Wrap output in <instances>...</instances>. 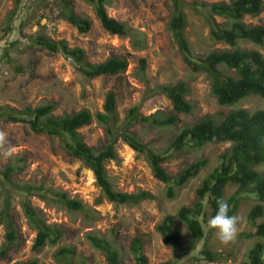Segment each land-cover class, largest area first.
<instances>
[{"label": "rangeland", "instance_id": "374dc122", "mask_svg": "<svg viewBox=\"0 0 264 264\" xmlns=\"http://www.w3.org/2000/svg\"><path fill=\"white\" fill-rule=\"evenodd\" d=\"M75 13L91 21L92 28L81 34L61 14V0H0V106L17 110L36 108L45 103H55V116L70 115L82 110L92 114L102 112L107 94L116 93L119 124H123L128 111L140 106L144 116L158 113L167 116L173 112L171 101L163 94L152 93L166 84L185 81L190 88L187 100L194 105L189 116H180L174 127L157 128L136 123L129 131L155 151L164 153L178 133L187 126L211 117L217 121L231 110L246 108L251 111L264 110V99L251 96L237 106L222 107L212 95V79L205 72L193 73L177 45L169 23L173 14L171 0H109L107 11L110 17L131 28L128 37L110 35L97 18L93 6L85 0H70ZM187 27L186 37L195 56L204 57L211 51L231 49L224 43H216L210 36L211 25L204 15L197 13L191 5L197 0H184ZM200 4L231 0H198ZM220 24L227 19L216 17ZM247 25H264V13L257 18L246 16ZM44 34L54 40L68 43L70 48H81L92 64L106 62L111 57L126 58L129 67L123 74L114 77L102 76L88 80L76 65L60 54L50 53L32 43V38ZM239 48H255L249 42H241ZM262 53H264L262 51ZM145 60V70L141 61ZM1 172L8 165L24 167L13 175L17 185L24 183L44 185L47 189L67 193L72 199L81 200L87 207L98 212L94 222L84 220L81 214H72L65 208L53 205L39 197H28L17 190L11 193V213L19 229L20 243L11 250L0 264H23L34 260L38 264H64L58 258L63 246L74 247L77 256L74 264H109L107 258L95 250L87 240L88 234L111 240L118 249L123 264H134L131 242L135 237L144 240V253L149 264H242L257 237H249L254 227L249 221L251 209L258 204L253 195L240 201L236 216L239 218L237 237L228 245L219 242L215 235L204 239L198 249L185 255L175 252L165 244L157 226L168 215L177 216L183 206H190L196 198V189L220 164L221 157L232 143H209L201 148L187 146L180 153H173L164 166L171 176H177L184 168L198 159L206 158L208 165L200 174L180 189L177 197H166V185L158 181L146 158L123 140L116 145L118 159L110 161L106 168L116 190L127 193L147 191L156 196L139 206H117L102 199L93 172L80 160L68 154L59 138L34 133L27 123H12L0 119ZM85 142L96 151L109 144V134L97 121L80 129ZM264 174V166L258 168ZM237 191L236 186L226 188V199ZM6 193L0 182V209ZM102 200L100 203L99 201ZM24 201L40 211L45 221L61 227L64 232L57 246L34 250L37 235L27 219ZM207 221L211 210L207 206ZM264 221L258 220V223ZM206 233L211 229L205 225ZM177 229L182 234L184 247L191 241L187 227L178 221ZM5 228L0 226V248L5 242ZM245 234L246 236H242ZM207 248L219 253L217 262H209L200 255ZM198 258L199 260H195Z\"/></svg>", "mask_w": 264, "mask_h": 264}, {"label": "trees", "instance_id": "16d2710c", "mask_svg": "<svg viewBox=\"0 0 264 264\" xmlns=\"http://www.w3.org/2000/svg\"><path fill=\"white\" fill-rule=\"evenodd\" d=\"M93 6L95 14L102 27L110 34L122 38L128 37L131 28L115 18L109 16L107 5L109 0H85ZM173 14L169 29L173 33L177 45L193 73L205 72L212 79V95L222 107H234L251 96L264 99V25H247L246 16L259 17L264 13V0H231L212 4L193 2L191 7L197 13L204 15L211 25L210 36L216 43H224L231 49L211 51L204 57L193 54L186 37L187 19L184 0H171ZM61 14L72 24L79 33L87 34L92 28L90 20L78 16L70 0H61ZM228 20L225 24L216 21V17ZM241 42L254 45L252 49L239 48ZM33 45L47 50L50 53L60 54L71 60L88 80L105 77H114L127 71L129 63L123 57H111L106 62L92 64L88 61L86 52L81 48H70L62 40H54L44 34L32 38ZM142 70H145V60L141 61ZM165 95L172 103L173 112L167 116L160 113L147 117L140 111V106L130 109L123 124H119L117 115L116 93L107 94L104 110L92 114L89 110L72 113L70 115L55 116V103H45L36 108L26 107L17 110L0 106V119L12 123H27L36 134H47L59 138L64 150L72 157L80 160L94 174L97 186L101 189L102 199L109 203L122 206H139L145 201H152L156 196L147 191L127 193L117 191L114 183L108 176L107 164L118 159L116 145L123 140L130 148L144 156L148 161L154 177L166 185V197L173 200L180 189L196 178L208 165V160L198 159L184 168L177 176H171L165 164L170 161L173 153H180L187 146L201 148L213 142L232 143V147L222 155L221 164L209 174L196 189V198L192 205L183 206L177 216L168 215L157 231L164 242L175 254H192L200 243L213 235L214 230L206 233L207 206L211 210V217L216 214L217 199H226V188L236 186L237 191L227 200L230 206L229 215L236 216L240 201L246 197L255 196L258 200L249 213V221L254 231L249 237L259 240L250 249L247 259L242 264H264V174L259 167L264 166V110L251 111L246 108L231 110L221 115L217 121L207 117L192 126L183 128L166 152L155 151L150 145L143 143L129 129L136 123L147 126L166 128L174 127L180 122V116H189L194 111V105L187 100L190 95L189 85L185 81L159 86L152 93ZM97 121L106 128L109 134V144L101 151L90 147L80 133V129ZM24 167L18 168L8 165L1 172V187L7 194L0 209V226L5 228V242L0 248V258L7 259L11 250L20 243L19 229L11 213V193L14 190L24 192L28 197H39L53 205L65 208L72 214H81L84 220L92 223L98 212L87 207L81 200L72 199L67 193L47 189L44 185L15 184L13 175L22 172ZM102 200L99 201V203ZM24 210L30 226L36 230L34 250L40 251L47 246H57L64 237L61 227L49 225L40 211L28 201H24ZM178 221L185 224L191 241L184 247L182 234L177 229ZM242 236H246L242 234ZM90 245L103 254L109 264H123L118 249L111 240L88 234ZM131 253L134 255V264H149L144 253V240L135 237L131 242ZM200 255L209 262H217L220 254L207 248L200 251ZM77 251L74 247L63 246L59 250L58 258L64 264H74ZM195 260H199L196 258ZM23 264H38L37 260Z\"/></svg>", "mask_w": 264, "mask_h": 264}, {"label": "clouds", "instance_id": "9594fccd", "mask_svg": "<svg viewBox=\"0 0 264 264\" xmlns=\"http://www.w3.org/2000/svg\"><path fill=\"white\" fill-rule=\"evenodd\" d=\"M4 134L0 133V143L4 142ZM216 214L208 220V225L215 231L219 242L228 245L234 241L239 231V218L229 215L230 206L226 199H217Z\"/></svg>", "mask_w": 264, "mask_h": 264}]
</instances>
